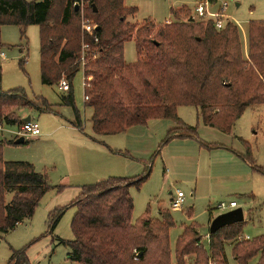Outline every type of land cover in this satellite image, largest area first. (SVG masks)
<instances>
[{
	"label": "trees",
	"instance_id": "16d2710c",
	"mask_svg": "<svg viewBox=\"0 0 264 264\" xmlns=\"http://www.w3.org/2000/svg\"><path fill=\"white\" fill-rule=\"evenodd\" d=\"M80 1L88 5L85 18L96 25L93 36L81 35L79 12L74 7ZM123 1L0 0V26H17L21 36L28 26L39 28L40 82L55 87L61 79L68 82L69 89L58 106L73 109L74 121L69 122L73 128L82 131L72 88L80 69L82 43L88 45L83 73L92 77L84 105L92 109L93 135L122 134L151 120L173 122L175 127L167 131L152 158L174 138L196 136V129L178 118L180 107L196 108L204 126L229 133L248 107L264 105V21L247 25L246 61L238 29L232 23L218 31L211 22L190 21L191 12L181 7L170 9L173 22L130 24L126 18L137 10L125 7ZM131 40L136 61L127 64L124 44ZM21 109L56 114L44 98L30 100L21 89L0 90V125L19 128L23 124L18 113ZM13 143L0 142V234L32 218L50 190L59 193L63 189L50 186L46 176L27 162L4 161L2 147ZM234 154L261 172L252 166L249 148L244 155ZM150 173L148 165L141 178L108 177L81 188L67 206L76 208L71 220L73 239L59 240L69 247L72 264H229L227 244H231L235 264H250L255 258V264H264V235L237 241L244 221L208 233L207 249L201 244L197 226L185 227L172 258L169 231L174 222L167 210H159L158 219L145 214L132 223L129 189L139 187ZM7 193L11 194L8 203ZM67 207L50 213L48 233ZM25 252L26 247L13 251L8 264H29ZM190 257H194L193 263L187 262Z\"/></svg>",
	"mask_w": 264,
	"mask_h": 264
},
{
	"label": "rangeland",
	"instance_id": "374dc122",
	"mask_svg": "<svg viewBox=\"0 0 264 264\" xmlns=\"http://www.w3.org/2000/svg\"><path fill=\"white\" fill-rule=\"evenodd\" d=\"M203 1L207 0H124L123 4L137 10L135 15L126 18V22L141 25L151 20L161 25L173 22L170 9L185 7L193 18L195 8ZM223 4H226L224 16L238 29L243 58L247 61V25L251 21H264V0H216L210 4L211 10L215 11ZM74 7H77L79 17L83 14L85 18L88 5L80 1ZM0 54L4 56L3 59L0 57V90L21 89L30 100L44 98L56 113L19 110L22 119L30 117L39 125L40 135L23 137L25 144H4L2 159L27 162L36 172L46 176L50 186L63 187L59 193L50 190L39 202L32 218L23 220L14 230L0 234V264H8L12 252L25 247L29 264H72L68 260L69 247L59 244V240L73 239L71 220L76 208L67 206L77 198L83 186L108 177L141 178L148 165L151 167L148 179L139 187L129 189L133 200L132 223L145 214L158 219L159 210H167L174 222L169 231L172 258L177 238L185 227L192 224L197 226L202 237L201 244L208 248L206 236L210 223L218 215L231 210L228 207L219 210L217 207L222 203L228 206L235 202L237 208L242 209L245 224L240 235L249 239L264 235V105L248 107L229 133L204 126L197 117L196 108L180 107L177 116L196 129L195 139L171 141L159 148V153L152 158L167 131L175 124L168 120H151L121 135H93L92 109L84 105L81 69L73 80L72 88L82 131L70 130L69 122L74 121L73 109L58 106L65 92L40 82L37 26L26 27L24 36L17 26H0ZM124 59L128 64L136 61L133 40L124 44ZM1 126L0 142L15 141L19 128ZM52 130H55L54 134H46ZM200 143L222 148L209 151L200 147ZM247 148L252 166L257 170L260 168L261 172L242 165L235 156L234 153L246 154ZM94 161L99 162L98 170L92 167ZM176 191L184 194L180 210H172L169 205ZM10 199L11 194L7 193L5 202ZM63 207L67 208L52 233H48L50 213ZM226 246L228 262L235 264L231 258V244ZM193 260L194 257H190L187 262L193 263ZM256 260L250 264H255Z\"/></svg>",
	"mask_w": 264,
	"mask_h": 264
},
{
	"label": "built area",
	"instance_id": "2783aa9c",
	"mask_svg": "<svg viewBox=\"0 0 264 264\" xmlns=\"http://www.w3.org/2000/svg\"><path fill=\"white\" fill-rule=\"evenodd\" d=\"M202 1V0H201ZM212 4L209 0L200 2L197 7L194 10L193 18H196L201 21L205 22H211L216 30H222L226 24L231 23L223 14L224 8L226 7V4H223L219 6L215 11L211 10ZM83 15V14H82ZM81 15L80 17V27H81V33L82 35L86 36H93L94 31L96 29V25L91 23L89 20L85 19ZM88 51V45L85 43H82L81 47V54H80V69L83 71L84 65H85V57ZM1 59L4 58L3 54H0ZM95 57V55L93 56ZM83 88H84V101H87V96L85 95L86 89L90 87L89 83L91 81L90 77H87L83 73ZM57 88L61 92H67L69 89V84L65 79H61L58 84ZM2 126L0 125V129ZM40 135V129L39 125L34 120H29L27 122H23V124L19 127L18 132L15 134L16 138L20 137H38ZM184 203V194L181 191H176V194L174 197L170 200V208L172 210H180L182 205ZM228 207V209H233L236 207L235 202H230L228 206L225 204H220L217 208L219 210H225ZM209 237V234L206 236ZM243 240H250L248 237H243L242 235H239L237 237V241H243Z\"/></svg>",
	"mask_w": 264,
	"mask_h": 264
},
{
	"label": "water",
	"instance_id": "95a60500",
	"mask_svg": "<svg viewBox=\"0 0 264 264\" xmlns=\"http://www.w3.org/2000/svg\"><path fill=\"white\" fill-rule=\"evenodd\" d=\"M201 1V0H199ZM75 10H77V7H75ZM193 18L190 19L192 21ZM31 120L30 117H26L23 119V122H27ZM24 143V139L22 137L16 139L14 141V145H20ZM244 221L243 211L241 208H235L231 209L223 214L218 215L216 218L212 220V222L209 225V234H214L218 230L226 227L231 226L236 223H241Z\"/></svg>",
	"mask_w": 264,
	"mask_h": 264
},
{
	"label": "crops",
	"instance_id": "0c3cea01",
	"mask_svg": "<svg viewBox=\"0 0 264 264\" xmlns=\"http://www.w3.org/2000/svg\"><path fill=\"white\" fill-rule=\"evenodd\" d=\"M128 64V63H127ZM56 130V129H55ZM55 130H52L51 132H47L46 134H48V135H51V134H54L55 133ZM70 130H72V131H76V129H74L73 127H71L70 128ZM130 130H131V128H130ZM127 131H129V130H127ZM123 134V133H122ZM118 135H121V134H118ZM94 138V137H93ZM195 139V136H192V137H187V138H174L173 140H171V141H175V140H183V141H185V140H187V139ZM95 140H96V138H94ZM170 141V142H171ZM94 142V141H93ZM95 143H97V142H95ZM102 143V142H101ZM200 145H202V146H200V147H202L203 149H205V150H214L215 148H206V145H210V144H202V143H200ZM238 154H241V153H238ZM114 155V154H113ZM236 156V155H235ZM237 157V156H236ZM237 159L241 162V164L242 165H244V166H247V168H249L250 167V165L248 164V163H246V162H244V161H242L240 158H238L237 157ZM92 167H93V169H96V170H98V168H99V162H93L92 163ZM89 168V167H88ZM251 168V167H250ZM243 170V169H242ZM235 208H237V204H236V207ZM235 208H233V209H235Z\"/></svg>",
	"mask_w": 264,
	"mask_h": 264
}]
</instances>
